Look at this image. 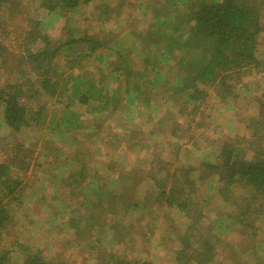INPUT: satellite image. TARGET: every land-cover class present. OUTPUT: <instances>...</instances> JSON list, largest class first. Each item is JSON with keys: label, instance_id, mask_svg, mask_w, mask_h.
<instances>
[{"label": "rangeland", "instance_id": "374dc122", "mask_svg": "<svg viewBox=\"0 0 264 264\" xmlns=\"http://www.w3.org/2000/svg\"><path fill=\"white\" fill-rule=\"evenodd\" d=\"M189 1L95 0L93 5L80 8L76 14L70 13L69 17L75 20L76 36L88 34L91 38L100 39L103 46L94 52L88 51L91 54L80 58L74 66L58 56V68L66 76L72 72L93 76L105 91L96 93L88 104L75 100L72 111L79 123L70 133L71 138L53 137L36 130L28 132L26 142H35L34 137L39 138L40 143L35 149L40 155L37 162L27 157L29 150L26 147L12 162L15 168L23 161L32 164L26 173L20 169L14 171V175L23 181L17 192L21 197L9 204L12 222L0 236V246L8 250L9 264H21L25 255L37 248L66 264H99L100 250L133 259L145 257L154 264H175L170 252L175 242L165 236L166 227L176 224L184 230L182 223L186 217L176 214L172 208L151 204L153 197L149 202L141 203L139 213L130 210L123 215L124 211H121L119 217H115L109 212L110 201L106 200L104 206H99L98 194L84 196L78 183L69 184L63 179L85 167L86 181L94 178L98 186L110 192L125 188L128 199H144L157 189L150 176L157 167L162 169L156 174L160 179L165 170L173 171L181 162L195 167L206 154L214 159L217 139L220 143L226 137L250 133L246 120L258 114L255 97L264 90L263 73L248 74L238 84L229 80L228 83L233 85L231 91L237 98L228 96L229 99L223 100L217 95V89H213L194 120L190 116L179 115L183 101L173 96L169 86L185 73L179 63L185 60L184 54L190 49L181 46L180 38L187 35L190 28L185 19L189 13ZM39 2L10 0L7 3L5 21L0 25V39L10 52L18 54L23 51L31 18L43 22L41 31L53 43L61 44L65 39L61 32L64 19L45 22L48 12L40 7ZM262 35L260 47L264 51V32ZM116 44H120L117 49L129 60V69L134 71L132 74L135 76L129 80L122 71L109 74L115 63ZM84 46L89 48L88 43ZM14 65L0 67V80H26V69H23L26 67ZM115 73L120 74V79ZM154 77L161 82L153 85ZM83 89L85 91L86 86ZM102 95H106L104 104L98 98ZM61 98L66 101L65 95ZM41 101L47 105L49 114L52 111L62 113L63 107L57 98L42 96ZM164 116L169 117V121L161 120ZM208 122L210 130L206 127ZM172 129L182 138H173ZM8 130L0 109V161L7 157L5 149L10 146H6ZM44 145L56 146L52 153L60 151L58 160L43 154L45 151L41 147ZM196 188L193 196L195 203L199 204L197 210L201 209L203 213L196 230H204L205 235L210 227V231L218 235L216 259L219 263L236 264L240 261L254 264L253 246H261L264 242V217L253 218L251 231H241L238 226H232L227 232L218 221L216 225L214 223L217 217L231 212L232 208L224 205L217 192L211 201L204 200L203 193L209 190L202 183ZM84 198L92 203H87ZM114 222L122 225L115 224L117 226L113 228L111 223ZM17 242L22 243L24 250Z\"/></svg>", "mask_w": 264, "mask_h": 264}, {"label": "trees", "instance_id": "16d2710c", "mask_svg": "<svg viewBox=\"0 0 264 264\" xmlns=\"http://www.w3.org/2000/svg\"><path fill=\"white\" fill-rule=\"evenodd\" d=\"M9 1L0 0V25L5 21L4 13ZM94 3L95 0H40V7L48 12L46 15L48 20L45 22L50 20L60 22L62 19L65 21V25L61 28L65 39L61 44L53 43L41 31L43 22L32 18L28 20L24 37L26 45L22 52L18 54L10 52L3 39H0V67L3 65L8 67V64H15L14 67L20 65L26 67L23 68L26 69L25 81L0 80V109L3 113V121L9 129L6 146L10 145L5 149L7 157L0 161V236L12 222L9 204L20 200L21 197L17 192L23 181L20 176L14 175V171L20 169L26 173L32 164L30 161H23L22 165H16L15 168L12 162L26 147L29 150L26 152L27 157L36 161L40 155L35 149L40 143L39 138L34 137L35 142H26L28 132L36 130L53 137L61 135L66 139L71 138L70 133H73L79 123L72 111L75 100L88 104L96 93L105 91L99 87V80H95L93 76L74 72L66 76L60 72L57 64L60 56L74 66L80 58L91 54L88 51L94 52L103 46L100 39L91 38L88 34L78 38L74 26L75 20L69 17L70 13L76 14L80 8H87ZM188 6L189 13L185 19L190 23V28L187 35L180 38L181 46L190 49L184 54L185 60L179 63L185 73L175 84H170L169 91L183 101L179 115L190 116L194 120L200 106L206 103L213 89H217V95L223 100L229 99L230 96L237 98V95L231 91L233 85L228 83L229 80L238 84L248 74L255 72L264 74V51L260 47V37L264 32V0H190ZM87 43L88 49L84 46ZM119 45H115V63L112 64L109 74L116 70L122 71L129 80L134 75L132 74L134 71L129 69V60L117 49ZM114 75L120 79V74ZM112 78L115 80V77ZM160 82L161 79L157 77L152 80L153 85ZM84 86H86L85 91ZM104 86L108 88L107 83ZM78 87L81 90H78ZM63 95L66 101H62ZM116 95L115 92L114 98ZM42 96L57 98L63 107L62 113L57 114L52 111L50 112L52 114H49L47 105L41 101ZM105 96H98L102 104L105 103ZM255 99L258 102V114L246 120L250 133L244 136H229L220 143L217 139L214 159L206 154L195 167L181 162L175 170H165L162 179L156 175L162 170L157 167L156 172L150 174L157 189H154V193L150 192L146 195L144 199H128L125 188L119 192H110L105 187L98 186L94 178L86 181L85 167L81 171L75 170L76 173L73 175L70 173L71 176L63 180L69 184L78 183L84 196L88 193L98 194L99 206H104L106 200L110 201L109 212L114 213L115 217H119L121 211H124L123 215L130 210L139 213L141 203L149 202L148 200L153 197V201L150 200L151 204L172 208L176 214L187 218L182 223L185 226L184 230L176 224L166 227L165 236L175 242L170 251L172 262L220 264L216 259L217 243L220 240L218 235L210 231V227L206 229L205 235H203L204 230L201 232L196 230L202 221L203 213L201 209L197 210L199 204L195 203L193 195L197 192L196 187L202 183L209 190L203 193L204 200L211 201L213 194L217 192L224 205L232 208L231 212L217 217L214 223L216 225L218 221L221 228H225L227 232L232 226H238L241 231H251L254 227L253 218L264 217V90L260 95H256ZM161 120L169 121V117L164 116ZM209 126L211 127L208 122L206 127L209 129ZM174 131L175 129H172L173 138L178 139L179 136L181 139V135ZM23 134H26L25 137ZM52 147L44 145L41 149L45 151L43 154L46 157L53 156L54 160H58L60 151L55 150L52 153L56 146ZM194 171L197 172L196 175ZM84 200L92 203L88 198ZM147 202L145 204H148ZM119 223L122 225L121 222ZM119 223H111V226L114 228L117 226L115 224ZM16 244L24 250L22 243ZM98 253L99 264H154L145 257L133 259L105 250H100ZM252 253L254 264H264V242L261 246H253ZM9 263L8 250L0 246V264ZM21 264H66V262L49 257L43 249L37 248L27 253ZM236 264L243 263L239 261Z\"/></svg>", "mask_w": 264, "mask_h": 264}]
</instances>
